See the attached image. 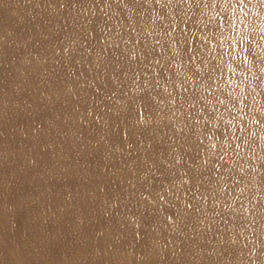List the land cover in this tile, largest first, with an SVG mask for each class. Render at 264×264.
<instances>
[{
    "label": "clouds",
    "instance_id": "1",
    "mask_svg": "<svg viewBox=\"0 0 264 264\" xmlns=\"http://www.w3.org/2000/svg\"><path fill=\"white\" fill-rule=\"evenodd\" d=\"M27 4L28 24L63 37V95L87 104L89 124L102 114L98 143L112 149L113 116L139 129L138 145H116L130 175L112 170L118 219L132 227L121 233L128 255L138 264H264V0ZM29 52L46 58L45 48ZM55 82L43 85L56 94ZM141 106L152 114L136 118ZM78 111L66 113L70 125L83 121Z\"/></svg>",
    "mask_w": 264,
    "mask_h": 264
},
{
    "label": "bare ground",
    "instance_id": "2",
    "mask_svg": "<svg viewBox=\"0 0 264 264\" xmlns=\"http://www.w3.org/2000/svg\"><path fill=\"white\" fill-rule=\"evenodd\" d=\"M19 2L25 6L0 0V264H138L136 256L128 255L129 239H121L132 227L126 221L122 227L118 219L122 207L113 202L120 188L112 170L130 175L125 167L129 161L116 145L124 147L128 134L129 143L138 145L139 129L113 116L111 126L118 134L112 149L98 143L95 118L102 114L97 112L89 124L83 115L87 104L63 95L55 63L60 59L57 49L63 52V37L50 40L47 27L41 32L28 24L30 6L27 0ZM41 48L46 49L45 59L27 55L29 49L39 53ZM46 77H55L56 94L43 85ZM57 96L59 102L53 103ZM64 99L68 105L61 111ZM76 105L81 111L74 115H83V121L70 125L66 113ZM151 114L149 107L141 106L135 116ZM16 136L21 139L18 154L12 142ZM153 151L167 154L163 144L153 145ZM106 155L116 161L104 164ZM139 231L146 235L144 227ZM81 241L82 246H75Z\"/></svg>",
    "mask_w": 264,
    "mask_h": 264
},
{
    "label": "rangeland",
    "instance_id": "3",
    "mask_svg": "<svg viewBox=\"0 0 264 264\" xmlns=\"http://www.w3.org/2000/svg\"><path fill=\"white\" fill-rule=\"evenodd\" d=\"M31 50H32V48H31ZM30 54V52L29 51H27V55H29ZM21 92L22 91H20L19 92V94L22 96L23 95V92H22V94H21ZM124 140H126L127 142H130V140H131V134H128L127 136H126V138L124 139ZM12 142H13V144L14 143H16V144H14V146H13V144H12V146H13V148L15 149V154H18V152H20V148H19V146H21L20 144H21V139L19 138V137H14L13 139H12ZM19 145V146H18ZM100 154H104V153H100ZM15 157V156H14ZM13 157V159H15V158H17V157H15L14 158ZM113 161H116V159H114V158H109V159H106L105 160V162H104V164H107V163H113ZM102 177H108V178H112V176H109V175H104V176H102ZM101 178V177H100ZM6 189H8V190H11V187L10 186H7L6 187ZM54 192H58V188L57 187H54L53 189H52ZM10 209H13V208H10ZM118 208H114V212L117 210ZM80 226H82V228H84V226H85V223H81V224H79V227ZM81 228V227H80ZM81 228V229H82ZM96 235V234H95ZM98 236H99V234H97ZM96 235V236H97ZM83 245V241H81V242H79L78 244H76L75 246H82ZM92 245L93 246H96L97 245V242L96 241H94L93 243H92ZM92 261V260H91ZM80 263H82V264H84L85 262L84 261H82V262H80Z\"/></svg>",
    "mask_w": 264,
    "mask_h": 264
}]
</instances>
